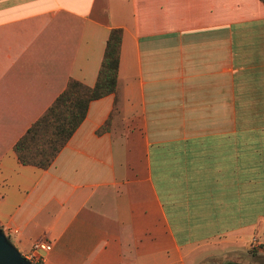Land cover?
Returning <instances> with one entry per match:
<instances>
[{
	"label": "crops",
	"instance_id": "crops-1",
	"mask_svg": "<svg viewBox=\"0 0 264 264\" xmlns=\"http://www.w3.org/2000/svg\"><path fill=\"white\" fill-rule=\"evenodd\" d=\"M112 92L46 167L12 145L68 78ZM0 229L36 264H208L264 254V2L0 0ZM221 257L217 261L215 258Z\"/></svg>",
	"mask_w": 264,
	"mask_h": 264
},
{
	"label": "trees",
	"instance_id": "trees-1",
	"mask_svg": "<svg viewBox=\"0 0 264 264\" xmlns=\"http://www.w3.org/2000/svg\"><path fill=\"white\" fill-rule=\"evenodd\" d=\"M120 38V27H111L105 38L93 84L86 85L68 78L51 103L14 141L12 148L19 162L46 167L83 118L88 102L114 90ZM208 264L250 263L227 259Z\"/></svg>",
	"mask_w": 264,
	"mask_h": 264
},
{
	"label": "water",
	"instance_id": "water-1",
	"mask_svg": "<svg viewBox=\"0 0 264 264\" xmlns=\"http://www.w3.org/2000/svg\"><path fill=\"white\" fill-rule=\"evenodd\" d=\"M0 264H33L11 243L0 229Z\"/></svg>",
	"mask_w": 264,
	"mask_h": 264
},
{
	"label": "built area",
	"instance_id": "built-area-1",
	"mask_svg": "<svg viewBox=\"0 0 264 264\" xmlns=\"http://www.w3.org/2000/svg\"><path fill=\"white\" fill-rule=\"evenodd\" d=\"M250 239L251 246H254L256 243V236L252 235ZM49 245L50 244L47 241H44L42 239H36L32 241L30 248L23 255L31 262H37L40 259V254L38 250H46L49 248Z\"/></svg>",
	"mask_w": 264,
	"mask_h": 264
},
{
	"label": "rangeland",
	"instance_id": "rangeland-1",
	"mask_svg": "<svg viewBox=\"0 0 264 264\" xmlns=\"http://www.w3.org/2000/svg\"><path fill=\"white\" fill-rule=\"evenodd\" d=\"M250 238L247 242V248H245V251L244 253L241 255V259L244 260V261H248V262H254V263H257V264H264V254L263 253H260L256 256H252L254 255L255 253V248L253 246H251L250 244ZM254 248V249H253ZM253 249V252H251V250ZM217 261L221 260V257H218V258H215Z\"/></svg>",
	"mask_w": 264,
	"mask_h": 264
}]
</instances>
